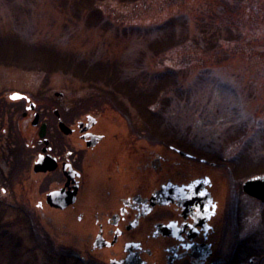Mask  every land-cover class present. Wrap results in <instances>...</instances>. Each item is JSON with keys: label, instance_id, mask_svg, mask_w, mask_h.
<instances>
[{"label": "rangeland", "instance_id": "1", "mask_svg": "<svg viewBox=\"0 0 264 264\" xmlns=\"http://www.w3.org/2000/svg\"><path fill=\"white\" fill-rule=\"evenodd\" d=\"M7 90L76 99L119 140L185 135L234 161L240 183L264 173V0H0ZM150 93L149 118L131 97ZM251 203L240 225L264 231ZM19 204L0 194V264H104L80 259L63 216Z\"/></svg>", "mask_w": 264, "mask_h": 264}, {"label": "flooded vegetation", "instance_id": "2", "mask_svg": "<svg viewBox=\"0 0 264 264\" xmlns=\"http://www.w3.org/2000/svg\"><path fill=\"white\" fill-rule=\"evenodd\" d=\"M55 96L0 93V194L24 215L70 221L82 261L264 264V231L239 222L264 201L243 191L234 161L171 132L119 140L93 108Z\"/></svg>", "mask_w": 264, "mask_h": 264}, {"label": "water", "instance_id": "3", "mask_svg": "<svg viewBox=\"0 0 264 264\" xmlns=\"http://www.w3.org/2000/svg\"><path fill=\"white\" fill-rule=\"evenodd\" d=\"M18 96L17 94L13 97ZM243 190L248 195L264 201V174L253 176L243 183Z\"/></svg>", "mask_w": 264, "mask_h": 264}, {"label": "trees", "instance_id": "4", "mask_svg": "<svg viewBox=\"0 0 264 264\" xmlns=\"http://www.w3.org/2000/svg\"><path fill=\"white\" fill-rule=\"evenodd\" d=\"M61 64H63V63H61ZM25 65H27V63ZM52 65L54 66V64H49L48 66L49 67H52ZM55 66H58V65H55ZM99 70H101V69H99ZM107 71L108 70L104 71V73L106 74V76H110L111 79H112L113 78V74H110V72H107ZM85 77L87 79L91 78V77H89V74H87V76H85ZM153 94L154 93H150L148 95L147 94L140 95L141 97L140 96H136V95H132V97L130 96L131 99H134L133 101L135 102L136 107L139 109V111H141L142 113H144L143 115H146L149 118L151 117V114H152L151 109L149 107L150 104H151V102L150 103H147L146 101L148 100V97H151V96L153 97ZM150 101H152V99H150ZM151 126H153V125H151Z\"/></svg>", "mask_w": 264, "mask_h": 264}]
</instances>
